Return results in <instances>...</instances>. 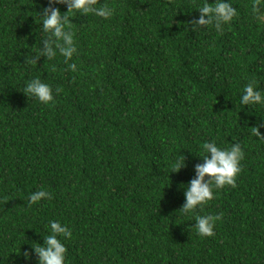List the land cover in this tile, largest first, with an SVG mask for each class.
<instances>
[{
    "label": "trees",
    "instance_id": "obj_1",
    "mask_svg": "<svg viewBox=\"0 0 264 264\" xmlns=\"http://www.w3.org/2000/svg\"><path fill=\"white\" fill-rule=\"evenodd\" d=\"M98 2L113 15L69 18L73 71L59 53L24 64L47 0H0V264H36L19 252L43 243L50 219L71 229L65 264H264V140L248 128L264 107L240 103L245 83L264 89L254 0H231L222 31L188 26L201 0ZM36 76L52 102L22 92ZM210 140L241 143L235 186L181 212ZM179 155L186 167L172 172ZM41 188L51 198L29 203ZM207 214L220 216L214 234L198 235L195 215Z\"/></svg>",
    "mask_w": 264,
    "mask_h": 264
},
{
    "label": "clouds",
    "instance_id": "obj_2",
    "mask_svg": "<svg viewBox=\"0 0 264 264\" xmlns=\"http://www.w3.org/2000/svg\"><path fill=\"white\" fill-rule=\"evenodd\" d=\"M64 5L66 11L61 13L56 5ZM199 15L188 22L191 30H199L203 26L212 25L217 31H222V26L232 21L237 16V8L231 0H201L196 5ZM38 28L39 43L31 54L24 56V64H35L43 57L53 59L59 53L68 69L75 71L76 64L69 63L74 53L77 52L74 43L73 23L70 17L76 14L86 16L93 14L97 17L109 18L113 15L114 9L106 3L98 0H47L39 12ZM253 17L264 22V4L259 0H254L251 5ZM35 32V31H34ZM36 38H37V32ZM59 92L60 89L56 88ZM27 97H32L41 103L48 104L53 101V88L39 77H33L24 84L23 91ZM240 103L244 105H259L264 107V89L255 86L250 81L243 86L240 95ZM264 127V120L259 124L248 127L254 137L264 140L259 128ZM203 152L200 156L201 162L196 163L193 168L194 175L183 186L184 203L179 211L191 212L196 207L203 206L214 196L213 188H221L225 185L235 186L237 174L241 171L240 161L243 159V148L239 141L231 142L226 147L218 146L214 140L207 141L202 145ZM172 172H176L185 165V158L182 155L171 164ZM51 198V193L43 188L29 193V203H35L41 199ZM220 218L219 215H195L193 227L198 235L212 236L214 234L215 222ZM47 234L41 236L43 243H32L31 251L25 249L19 252L25 261L31 259V255L36 256V264H65L66 246L61 242V237L68 238L71 229L60 220H48Z\"/></svg>",
    "mask_w": 264,
    "mask_h": 264
}]
</instances>
